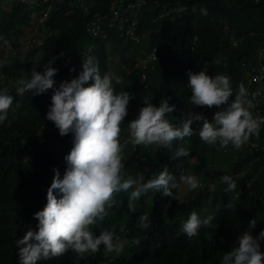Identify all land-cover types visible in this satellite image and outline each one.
<instances>
[{
  "label": "trees",
  "instance_id": "1",
  "mask_svg": "<svg viewBox=\"0 0 264 264\" xmlns=\"http://www.w3.org/2000/svg\"><path fill=\"white\" fill-rule=\"evenodd\" d=\"M75 1L51 3L43 22L48 35L41 45L33 48L39 58L27 62L25 78H30L34 65L35 70L42 73L44 65L52 58L55 59L51 66L57 69L55 77L67 76L68 67L79 66L80 53L88 45L92 46V57L99 61L102 75L108 74L109 57L129 69L134 57L157 47L156 71H149L144 77L137 71H128L119 84L113 83L116 91H127L133 96L121 126L120 140L128 132L127 123L138 115V106L134 104L142 103L145 98H152L151 103L157 107L167 98L170 105H175V110L166 118L174 127H180L188 113H194L197 108L189 102V71L226 75L231 82L233 99L239 84H243L256 64L255 49L264 42V0H146L147 5L137 15L145 36L137 43L116 31L110 32L107 40L92 37L85 30L82 9L72 5ZM86 1L90 3V12H102L116 0ZM5 2L0 0V37L13 42L21 37L34 9L13 1L9 3V10H5ZM179 5L185 8L180 17L172 18L169 8ZM202 9L207 10V15H202ZM81 71L68 76L67 81L76 78ZM16 88L14 82L0 89L14 97L12 108H16V102L21 105L15 113L10 109L8 119L0 123V264H19L16 240L21 239L29 227L36 230L38 221L33 214L42 210L47 202L53 168L63 178L64 157L73 146V134L60 136L54 124L46 119L52 90L39 96L25 93L20 97ZM206 119L210 121V115ZM192 128L191 137L173 141L171 148L139 146L141 160L136 163L124 150L123 163L126 176L137 183L156 178L165 167L178 182L181 174L195 176L201 183L200 188L203 182L212 181V188H199L194 197L179 206L181 214L191 211L203 214L199 215L201 220L214 214L210 227H202L198 235L189 238L182 230L184 222L166 221L169 201L177 189L169 197L150 191L142 195L135 202V210L130 211L127 200L134 185L128 192L117 194L116 205L108 210L109 215L102 224L93 229L95 235L108 230L120 238H128L123 253H106L101 247L98 252L86 253L82 258L69 250L60 257L41 259L37 264H221L223 255L236 246L237 237L249 230L248 222L252 219L257 223L250 231L257 236L264 229V125L258 138H250L259 141L257 146H247L235 155L229 147L221 149L218 144L203 143L198 136L197 123L194 122ZM179 147L188 149L189 156L173 159ZM199 154L206 155L207 162L188 161ZM223 175L237 182L236 196H231L234 191H224L227 185L220 182ZM54 194L59 196V193ZM142 215L148 216V229L138 227ZM137 238L141 243L133 246L131 241ZM260 250L264 252V241Z\"/></svg>",
  "mask_w": 264,
  "mask_h": 264
},
{
  "label": "clouds",
  "instance_id": "2",
  "mask_svg": "<svg viewBox=\"0 0 264 264\" xmlns=\"http://www.w3.org/2000/svg\"><path fill=\"white\" fill-rule=\"evenodd\" d=\"M13 1L25 3L34 9L25 27L32 24V15L36 14L39 23L37 26L46 28L43 22L51 3L59 0H6L5 3ZM137 3L140 4L135 6L128 24L123 25L114 16L113 11L118 4L126 6ZM72 5L82 9L85 30L92 37L107 40L110 32L116 31L120 36L137 43L145 36V31L139 28L137 15L147 5L146 0L128 2L116 0L102 12H90V3L86 0H77ZM184 8L185 6L181 5L169 8V12L173 14L171 17L175 19L180 17ZM201 13L207 15V10L202 9ZM24 29L21 37L13 42L5 36L0 37L1 49L4 45L8 50L12 49L13 53L17 52L18 47L22 51H31L35 46L41 45L47 37L36 34L24 38ZM152 54L155 59H151ZM157 54V47H152L150 51L134 57V63L129 69L126 68L124 75L128 71H137L144 77L147 72L156 71V64L159 61ZM54 59H50L44 65L42 73L36 71L34 65L30 78L29 76L25 78L24 75V78L16 83V93L20 97L25 93L39 96L51 89V104L46 119L54 124L60 136L73 134V146L64 157L66 169L63 178L60 177L59 171L53 168L54 176L46 193L47 202L42 210L33 214L34 219L38 221L36 230L29 227L23 237L16 240L19 264H37L41 259L60 257L69 250L83 258L86 253H96L101 247L106 253L119 255L125 250L128 238H120L108 230H101L99 235H95L93 231L109 215L108 210L116 205L117 194L128 192L135 185L127 200V207L134 211L135 202L150 191L169 197L173 195V190L180 186L179 182L187 185L189 190L201 186L193 175L181 174L178 182L167 167L163 168L156 178L145 183H137L131 176H126L124 150L132 162L136 163L141 160L139 146L171 148L173 141H182L194 134L192 128L194 122L199 125L198 136L203 143L210 146L218 144L221 149L229 147L234 151L232 155L241 152L247 146H257L259 142L251 141L250 138L259 137L264 117H254L251 110L254 105L245 87L246 78L253 67L245 76L243 84H239L233 99L231 82L226 75L210 76L205 71L196 73L189 71L187 87L191 92L189 102L197 107L194 113L189 112L180 127H174L166 117L175 110V105H170L165 98L157 107L151 103L152 98H145L142 103L134 104L138 106V115L127 123L128 132L120 140L121 126L128 115V105L133 96L127 91H116L113 83L119 84L124 75L116 77L113 81L108 68V74L102 75L99 61L92 57L91 45L82 49L78 67H68L67 76L55 77L57 69L51 66ZM107 65L108 61L106 67ZM81 69L76 78L67 81L68 76ZM4 77L0 66V83L1 80H5ZM13 103V96L8 95L6 91H0V123L8 119L10 109L15 113L16 109L21 107L20 103L16 102V108H12ZM207 115H210V121L206 119ZM189 154L188 149L179 147L173 159L187 157ZM220 182L227 185L225 192L234 191L231 196H236L237 182L231 176L223 175ZM197 191L184 203L194 197ZM54 193H59V196ZM147 199L149 200V197ZM179 206L178 211L172 213L170 218L175 221L181 215L191 213L189 217L179 220L180 223L184 222L182 230L189 238L198 235L202 227H210L215 219L213 214L201 220L199 215L203 214L197 211L181 214ZM256 223V219L248 222L249 230L237 237L236 246L223 255L221 264H264V252L260 250L261 242L264 241V229L255 237L250 231L255 228ZM138 227L141 229L150 227L147 215L140 216ZM140 243L138 238L131 241L133 246Z\"/></svg>",
  "mask_w": 264,
  "mask_h": 264
},
{
  "label": "rangeland",
  "instance_id": "3",
  "mask_svg": "<svg viewBox=\"0 0 264 264\" xmlns=\"http://www.w3.org/2000/svg\"><path fill=\"white\" fill-rule=\"evenodd\" d=\"M4 9L8 10L10 4H3ZM32 24L25 27L23 37H30L36 34L43 35L44 37L47 36L49 30L47 28H41V26H37L38 23V17L37 15H32L31 19ZM6 40V39H5ZM2 41H0L1 45ZM2 49L0 47V66H1V73L3 76H5V80H1L0 88L5 87L8 84L11 83H17V81L21 78H24L25 75V65L27 62L38 59L39 54L34 52L33 50L28 51H22L19 47L16 53L12 52V49L8 50V48L4 47L2 45ZM10 47L12 45L10 44ZM24 50V49H23ZM6 55V57H5ZM108 72L109 75L113 77V81H115L116 77H119L124 75L126 73V67L122 65L117 59L110 57L108 59ZM23 70V71H21ZM208 158L204 154H199L197 156L189 158V162L191 163H200V162H207ZM208 163H210L208 161ZM199 181V179H197ZM207 187L212 188L213 182L207 181L203 182V186L200 188L198 187L195 190H189L187 188V185L180 183V186L177 188L175 194L172 196V198L169 201L168 205V215H167V222L168 223H174L176 221H179L181 219H184L186 217H189L191 214L187 215H181L179 218H177L175 221H173L170 216H172V213H176L178 211V206L182 203H184L190 196H192L197 190L200 189H206Z\"/></svg>",
  "mask_w": 264,
  "mask_h": 264
},
{
  "label": "built area",
  "instance_id": "4",
  "mask_svg": "<svg viewBox=\"0 0 264 264\" xmlns=\"http://www.w3.org/2000/svg\"><path fill=\"white\" fill-rule=\"evenodd\" d=\"M137 4H127L126 6L118 4L113 14L120 22L128 24L131 21V14ZM256 66L252 68L251 73L246 78L245 87L249 92V99L254 105L251 110L254 117H264V43L259 45L255 50ZM151 59H155L152 54Z\"/></svg>",
  "mask_w": 264,
  "mask_h": 264
}]
</instances>
